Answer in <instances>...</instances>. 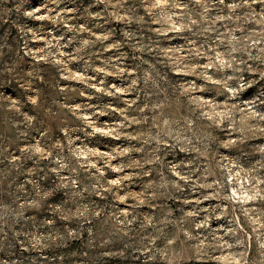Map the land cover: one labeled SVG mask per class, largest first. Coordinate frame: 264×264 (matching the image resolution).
<instances>
[{"label": "rangeland", "instance_id": "1", "mask_svg": "<svg viewBox=\"0 0 264 264\" xmlns=\"http://www.w3.org/2000/svg\"><path fill=\"white\" fill-rule=\"evenodd\" d=\"M0 264H264V0H0Z\"/></svg>", "mask_w": 264, "mask_h": 264}]
</instances>
